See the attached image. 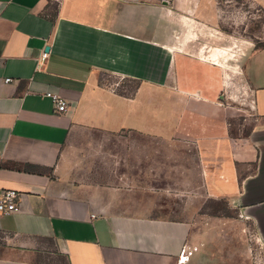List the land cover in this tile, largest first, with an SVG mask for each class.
Listing matches in <instances>:
<instances>
[{
	"label": "crops",
	"instance_id": "0c3cea01",
	"mask_svg": "<svg viewBox=\"0 0 264 264\" xmlns=\"http://www.w3.org/2000/svg\"><path fill=\"white\" fill-rule=\"evenodd\" d=\"M216 10L217 0H0V192L19 194V210L0 214V264H254L238 230L264 246V47L223 56L240 45L225 47ZM233 62L242 77L225 78ZM103 75L137 89L123 95ZM239 77L246 135L233 134L240 107L224 94ZM193 154L199 197L240 218L157 215L171 191H190Z\"/></svg>",
	"mask_w": 264,
	"mask_h": 264
},
{
	"label": "rangeland",
	"instance_id": "374dc122",
	"mask_svg": "<svg viewBox=\"0 0 264 264\" xmlns=\"http://www.w3.org/2000/svg\"><path fill=\"white\" fill-rule=\"evenodd\" d=\"M262 4H264V0H217L216 19L218 30L222 31L227 37H230V43L229 45H225V47L228 46L231 48L232 41L234 46V43L236 42L233 40L234 38H237L239 41L238 45H240L238 46L239 48L235 49V52L237 53L225 51L223 56L228 55L229 58H232L234 57L232 54H236V57L233 60H239V58L244 55V51H246L241 49L247 47L248 44L255 45L256 48L264 46V7ZM208 27L209 29L212 28V26ZM231 37L234 38L232 39ZM208 41L210 42L212 40L209 39ZM231 64L232 63L228 65L230 71L227 72L228 76L225 73V78H231V75H239L242 77L241 62L238 65L236 62H233L232 65ZM240 77L238 80H235L236 84L234 87L229 85V87H225L224 89V94L229 100V105L240 107V115L236 118L232 127L234 135H246L252 127V121H245L246 117L243 115V110L246 109L247 106L245 105L246 102L243 100L245 96L244 87L242 86V78ZM101 83L107 86H116L115 89L118 92H125L126 94H131L136 86L135 82L121 80L111 75H103L101 77ZM192 158L193 172L191 189H189L190 191H171L170 194L175 197H168L161 200V207L157 210L158 216L171 219L194 218L198 215L197 213L200 207H202V209L199 210L201 214L203 208L210 204L211 199L205 200V198L199 197L203 196V188L200 182L199 172L196 169V159L194 154ZM177 186L182 189L180 185ZM210 205L211 207L206 210L208 213L213 212L212 203ZM231 212L233 213L232 218H240V214H234L233 210ZM238 231V238L248 240L251 244V249L254 254V264H264V246L262 245V242L259 241L260 237L257 232L251 228L244 230V227Z\"/></svg>",
	"mask_w": 264,
	"mask_h": 264
},
{
	"label": "built area",
	"instance_id": "2783aa9c",
	"mask_svg": "<svg viewBox=\"0 0 264 264\" xmlns=\"http://www.w3.org/2000/svg\"><path fill=\"white\" fill-rule=\"evenodd\" d=\"M48 57L49 53L44 52L41 56V62H44ZM11 81V79H7L6 83H10ZM46 97L53 101L57 113H66L68 111V102L65 98L53 93H47ZM18 198V192L14 190H2L0 192V214L10 215L16 213L19 210L17 203Z\"/></svg>",
	"mask_w": 264,
	"mask_h": 264
},
{
	"label": "trees",
	"instance_id": "16d2710c",
	"mask_svg": "<svg viewBox=\"0 0 264 264\" xmlns=\"http://www.w3.org/2000/svg\"><path fill=\"white\" fill-rule=\"evenodd\" d=\"M259 48H261V47H259ZM136 89H137V86H135V88L133 89V92L131 94H126L125 92H120V93L123 95L132 96L134 94V92L136 91ZM211 203H212L213 212L208 213L206 210L211 207V205H210ZM210 204L206 205L203 208V210L201 211V214L210 215V216H214V217H225V218H232L233 217V213L231 212L232 209L230 208L229 203L226 200L211 199Z\"/></svg>",
	"mask_w": 264,
	"mask_h": 264
}]
</instances>
